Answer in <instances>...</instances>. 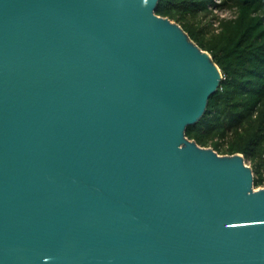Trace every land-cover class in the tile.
I'll list each match as a JSON object with an SVG mask.
<instances>
[{
    "label": "water",
    "instance_id": "1",
    "mask_svg": "<svg viewBox=\"0 0 264 264\" xmlns=\"http://www.w3.org/2000/svg\"><path fill=\"white\" fill-rule=\"evenodd\" d=\"M160 0H0V264H264V187L189 139L223 72Z\"/></svg>",
    "mask_w": 264,
    "mask_h": 264
},
{
    "label": "trees",
    "instance_id": "2",
    "mask_svg": "<svg viewBox=\"0 0 264 264\" xmlns=\"http://www.w3.org/2000/svg\"><path fill=\"white\" fill-rule=\"evenodd\" d=\"M226 10L234 16L214 15ZM157 14L179 23L223 72L205 115L186 135L220 154H243L255 187L264 186V0H160ZM211 14L218 30L204 23Z\"/></svg>",
    "mask_w": 264,
    "mask_h": 264
},
{
    "label": "rangeland",
    "instance_id": "3",
    "mask_svg": "<svg viewBox=\"0 0 264 264\" xmlns=\"http://www.w3.org/2000/svg\"><path fill=\"white\" fill-rule=\"evenodd\" d=\"M214 15H217L218 18L225 17V16L233 17L234 12L232 10L216 11V12H214ZM208 21H212V28L218 30V26H217L218 23L213 20V14H211V16L209 15V17L204 19V23H208ZM247 165L251 166L250 163H247ZM261 187H264V186H261ZM261 187H258V188H261Z\"/></svg>",
    "mask_w": 264,
    "mask_h": 264
}]
</instances>
